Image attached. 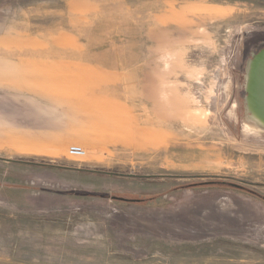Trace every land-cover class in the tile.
Listing matches in <instances>:
<instances>
[{"label": "rangeland", "instance_id": "1", "mask_svg": "<svg viewBox=\"0 0 264 264\" xmlns=\"http://www.w3.org/2000/svg\"><path fill=\"white\" fill-rule=\"evenodd\" d=\"M257 40L264 0H0V264H264Z\"/></svg>", "mask_w": 264, "mask_h": 264}, {"label": "water", "instance_id": "2", "mask_svg": "<svg viewBox=\"0 0 264 264\" xmlns=\"http://www.w3.org/2000/svg\"><path fill=\"white\" fill-rule=\"evenodd\" d=\"M243 87L247 117L253 118L258 126L264 128V49L247 62Z\"/></svg>", "mask_w": 264, "mask_h": 264}, {"label": "flooded vegetation", "instance_id": "3", "mask_svg": "<svg viewBox=\"0 0 264 264\" xmlns=\"http://www.w3.org/2000/svg\"><path fill=\"white\" fill-rule=\"evenodd\" d=\"M264 46V40H257V41H254V42H249V44L246 45L245 47V53H244V63H243V66L242 68H244V70H246V64L252 57L253 55L255 54H258L261 50V47ZM248 59V61H247ZM242 93H243V97L245 98L246 96V93H245V89L244 87L242 88Z\"/></svg>", "mask_w": 264, "mask_h": 264}, {"label": "built area", "instance_id": "4", "mask_svg": "<svg viewBox=\"0 0 264 264\" xmlns=\"http://www.w3.org/2000/svg\"><path fill=\"white\" fill-rule=\"evenodd\" d=\"M69 155L73 158H84L86 156V151L78 146H72L69 149Z\"/></svg>", "mask_w": 264, "mask_h": 264}, {"label": "bare ground", "instance_id": "5", "mask_svg": "<svg viewBox=\"0 0 264 264\" xmlns=\"http://www.w3.org/2000/svg\"><path fill=\"white\" fill-rule=\"evenodd\" d=\"M245 126L247 127L248 130H253L255 132L256 131L264 132V128H261L260 126H258V124L255 122V120L253 118L247 117L246 121H245Z\"/></svg>", "mask_w": 264, "mask_h": 264}, {"label": "crops", "instance_id": "6", "mask_svg": "<svg viewBox=\"0 0 264 264\" xmlns=\"http://www.w3.org/2000/svg\"><path fill=\"white\" fill-rule=\"evenodd\" d=\"M29 145L31 147H33L34 148L33 150L36 152H46L47 151V152L51 153L49 149H47L42 143H40L38 141L30 140ZM61 145L64 146V144H61Z\"/></svg>", "mask_w": 264, "mask_h": 264}, {"label": "trees", "instance_id": "7", "mask_svg": "<svg viewBox=\"0 0 264 264\" xmlns=\"http://www.w3.org/2000/svg\"><path fill=\"white\" fill-rule=\"evenodd\" d=\"M215 185H217V184L211 183V182H207V183H202V184H195V185H192V187H197V186H215ZM249 193H251V192H249ZM252 195H255L256 197H260L259 195L255 194L253 192H252Z\"/></svg>", "mask_w": 264, "mask_h": 264}]
</instances>
